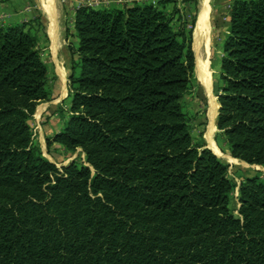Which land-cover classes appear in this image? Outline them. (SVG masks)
<instances>
[{"label":"trees","instance_id":"16d2710c","mask_svg":"<svg viewBox=\"0 0 264 264\" xmlns=\"http://www.w3.org/2000/svg\"><path fill=\"white\" fill-rule=\"evenodd\" d=\"M185 2L190 24L176 0L76 8L68 117L46 142L86 164L33 142L47 67L33 24L0 25V264H264V180L240 182L235 215L228 165L190 135ZM221 52L216 127L264 167V0L231 2Z\"/></svg>","mask_w":264,"mask_h":264},{"label":"rangeland","instance_id":"374dc122","mask_svg":"<svg viewBox=\"0 0 264 264\" xmlns=\"http://www.w3.org/2000/svg\"><path fill=\"white\" fill-rule=\"evenodd\" d=\"M72 0H58L59 6H63V9H66L68 2ZM91 1L95 3L90 5L94 8L101 7H109V6H117V7H125L133 4L134 2H143L136 0H82L78 3L77 7L81 6V3H85ZM233 0H208L210 5L208 20H209V43L208 50L205 53L203 50V54L207 57L204 59L207 62V69L210 72V88L213 96L217 101V92L218 87L220 85L219 81V70H220V59L222 56V42L226 34V16L228 15L227 11L229 10V5ZM72 1L71 3H73ZM97 3V4H96ZM176 4L179 7L180 11H184V6L187 7L185 10L186 18L189 21L194 14V5L193 3L186 4L185 0H176ZM87 5V4H85ZM188 5V6H187ZM202 0H197V11L194 26L191 34V48L194 56V80L191 83V88L188 93H186L182 100L181 104L187 116L189 117V125H190V135L192 137V141L194 143H203V147H209L211 149L217 150L221 155H216L220 158L221 161L228 165L227 171L228 176L230 178L231 183L233 184V190L229 197V206L233 210L234 214L237 215V208L239 206L237 195H238V186L240 182L246 176H259L262 180H264V167L261 165H252L247 164L244 161L233 158L228 151L227 145L224 142L223 138L219 130L216 127V118L214 121V131L212 132L213 138V146H208V142L206 140V132L209 125V105H208V94L205 91L201 79L195 69V53L193 50V40L194 34L197 25L198 12L201 8ZM70 6V5H69ZM169 10L171 9V5L168 6ZM61 9V15L64 14L65 11ZM66 14V13H65ZM44 20L39 23H34L32 27V32L37 36L38 39V49L40 52L41 59L45 62L47 67V87L51 95V99L48 101L40 102L34 111L33 117L30 120V125L33 131V142L40 148L42 156L45 157L50 162L54 163L57 167H61L67 165L71 161H74L78 164H86L84 159V154L78 148L73 152L65 150L58 143H52L49 146L47 145L46 138L50 137L53 132L59 130V128L63 125L64 121L68 117V106H69V98H67L68 94V75L71 66L72 58L76 59L77 56L74 54L72 56L70 51V46L74 47L77 43L70 42L67 47V52L61 53L59 52L56 55V58L53 57L49 53V46L47 40L45 39V27L43 24ZM67 24L70 22L66 19ZM177 21H175L176 23ZM65 18L61 17V30L62 34L64 32ZM67 27V26H66ZM64 37V35H62ZM65 54V55H64ZM67 56V59H66ZM208 59V60H207ZM57 66L61 68V70H57ZM64 67V68H63ZM62 71V72H61ZM64 73V74H63ZM65 85V87H64ZM66 91L65 95L62 96V91ZM42 107V109H41ZM219 107V104H218ZM217 107V113H218ZM38 108L40 109V113H37ZM37 109V110H36ZM37 114V115H36ZM217 117V114H216ZM216 146V147H215ZM223 155V156H222ZM229 155L233 160L230 159ZM236 159V160H235ZM244 162V163H243Z\"/></svg>","mask_w":264,"mask_h":264},{"label":"crops","instance_id":"0c3cea01","mask_svg":"<svg viewBox=\"0 0 264 264\" xmlns=\"http://www.w3.org/2000/svg\"><path fill=\"white\" fill-rule=\"evenodd\" d=\"M49 1L51 3L50 10L47 8ZM72 1L74 2L71 3ZM72 1L68 2L67 5H65V7L67 6L66 9H63L64 5L60 7L58 0H0V25H15V24H21V23H31L34 25V23H39L44 20L43 22L44 27H45L44 36L49 46V53L53 57L56 58V55H58L59 52L61 53H64L65 51L67 52V47L69 46V43L70 42L75 43L77 39L75 35V28H74V15H75V10H76L78 3H80L82 0H72ZM136 1L154 2L156 0H136ZM203 3H204V0H202V5ZM207 4H208V11L206 14V22L201 23L200 25L198 23L199 14L202 8V5H201V8L198 12L197 25H196V30H195V34H196L197 28L199 27L198 33L200 36V43H199L198 53L203 59L206 56L203 54L202 51L204 50L205 53L207 52L208 43H209L208 33H209L210 26H209L208 15H209V10H210V5L208 2ZM169 5L172 6V3H167L166 8H169L168 7ZM61 9L65 11L63 15H61ZM229 11H230V5H229V10L227 11L228 15L225 17L226 18V25H225L226 31L229 26ZM61 17L63 19L65 18L66 24H67L66 19L70 21L68 22L69 24L66 25L67 27L64 25L63 34L61 30ZM62 35H64V37H62ZM194 40H193V44H194ZM66 59H67V56H66ZM57 70H61V68L57 66ZM57 131L58 130H56L55 132ZM211 148L209 149L213 153H215L214 150ZM229 157L231 156L229 155Z\"/></svg>","mask_w":264,"mask_h":264},{"label":"bare ground","instance_id":"6f19581e","mask_svg":"<svg viewBox=\"0 0 264 264\" xmlns=\"http://www.w3.org/2000/svg\"><path fill=\"white\" fill-rule=\"evenodd\" d=\"M207 2H208V0H204V3L202 5V8H201V11H200V14H199V22H198L199 25L201 23H205L206 22V14H207V11H208ZM50 5H51V3L49 1L48 5H47V8L49 10H50ZM198 31H199V27L197 28L196 34L194 36L195 40H194V44H193V50L195 51V55H196L195 56V67H196V71H197V73H198V75H199V77L201 79L202 85H203L205 91L208 94L209 125H208V129H207V132H206V140H207V142H208V144L210 146H213L214 142H213V138H212V132L214 131V121H215L216 114H217V104H216L215 97L213 96V94L211 92V88H210V74H209L210 72L207 69V62L198 53V51H199V43H200V36H199ZM64 95H65V90L62 91V96H64ZM41 109H42V107H41ZM39 111H40V109L38 108L37 113ZM214 152L216 153V155H221V153H219L215 149H214ZM231 160L234 161V159H232V158H231Z\"/></svg>","mask_w":264,"mask_h":264},{"label":"built area","instance_id":"2783aa9c","mask_svg":"<svg viewBox=\"0 0 264 264\" xmlns=\"http://www.w3.org/2000/svg\"><path fill=\"white\" fill-rule=\"evenodd\" d=\"M85 4H87V5H93V4H95V3H92L91 1H88V2H85V3H81L80 5H85ZM97 4V3H96Z\"/></svg>","mask_w":264,"mask_h":264},{"label":"water","instance_id":"95a60500","mask_svg":"<svg viewBox=\"0 0 264 264\" xmlns=\"http://www.w3.org/2000/svg\"><path fill=\"white\" fill-rule=\"evenodd\" d=\"M208 148V147H207ZM215 154V153H214Z\"/></svg>","mask_w":264,"mask_h":264}]
</instances>
